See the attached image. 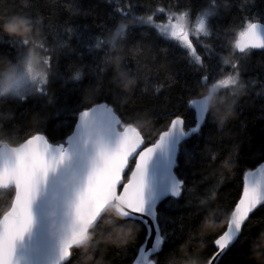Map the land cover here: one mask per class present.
Masks as SVG:
<instances>
[{
  "label": "snow or ice",
  "instance_id": "6c2138e0",
  "mask_svg": "<svg viewBox=\"0 0 264 264\" xmlns=\"http://www.w3.org/2000/svg\"><path fill=\"white\" fill-rule=\"evenodd\" d=\"M107 2L112 4L113 0ZM115 3L114 11L119 18L112 28L116 29L117 35H127V39L120 43L129 42L133 27L141 29V39L154 32L165 43L179 48L180 58L187 61L192 72L199 77L198 82L203 85L212 82L214 90L227 89L235 84L246 71L245 62L253 50L264 51V10L253 11L256 0H245L243 5L232 2L227 11L235 7L238 16H233V24L227 28H213L208 18L212 16L210 12L199 10L193 17L190 0H185L183 8L181 0L171 6H145L139 0H126L124 4L115 0ZM69 11L76 13L80 9L73 4ZM129 17L134 21L132 25L126 22ZM193 19L194 28L190 26ZM237 19L238 24L235 23ZM66 31L74 33L75 29L69 27ZM229 32L235 38L231 41L230 54L225 56L224 51L228 45L223 43V37ZM201 33L205 37L215 36L220 43L215 46L203 43ZM5 37L6 42H16L6 35H0V41H4ZM94 40L95 45L89 46L90 50H102L101 39L94 37ZM109 43L113 48L116 47L114 40ZM132 47L137 49L139 45L132 42ZM94 59L95 63L89 65H69V71L74 75L64 78L65 84L69 81L79 84L86 75L85 69L90 70L96 80H100L109 71L114 77L116 73L128 68L124 58L120 60L119 66L113 65L110 52L104 53L103 60ZM47 60L50 64L56 60L57 67L58 57L50 56ZM127 75L133 77L135 73L129 70ZM113 82L112 79L108 81L109 84ZM134 86L125 93H131ZM87 87L92 91L93 98L89 100L88 96H83L80 111L76 114L78 121L75 133L67 138L66 143L54 145L49 140L43 132L47 117L37 113L34 131L24 138L22 146L15 150L13 159L3 165L2 171L6 175L11 173L16 177V195L11 208L0 217V264H18L17 242L33 226L32 203L40 181L46 186L49 177L71 159L69 149L78 141H83L85 147L93 145L96 159L88 161L83 181L68 192L69 232L59 237L56 264H72L73 258L81 254L75 245L86 238L89 225H99L106 201L118 204L122 215L118 223H132L139 227L131 242L121 248L125 252L132 250V264H163L164 260L175 253L176 248L165 251L167 245L177 239L174 227L176 218L171 214L173 205L187 194L185 206L193 207V193L196 191L195 185L188 186L181 158L185 164H190L197 156H203L209 151L208 142L212 137L206 136L204 130L215 122L209 107L211 95L202 97L200 92L194 93L193 89H189L193 93L191 98H182L181 103L159 114L160 118L165 119L161 130L155 134H145L136 127V121L146 119L154 109H145L143 115L124 113L118 106V93H112L111 89L97 93L92 84ZM160 90L158 86L156 92ZM108 93H111V101L107 99ZM38 95H48L47 85L43 81ZM102 96L105 98L101 99ZM96 129L103 131L106 152L101 150L99 144H93L95 137L91 133ZM202 139L205 141L203 148L200 144ZM219 158L213 156L212 161ZM238 161V153L230 154L224 161L229 175L233 174V164L236 165ZM213 193L218 198V188L215 186L202 196L195 197L198 203L192 215L204 214V199H211ZM93 199L98 202L97 207L86 215L85 206ZM261 204H264V166L259 170V176L253 171L242 172L239 190L227 208L229 222L219 231L205 237L206 247L201 255L206 264H220L224 253L245 235L252 214ZM180 219L183 221V217ZM180 231H184L183 224ZM209 246L213 251L208 250Z\"/></svg>",
  "mask_w": 264,
  "mask_h": 264
},
{
  "label": "trees",
  "instance_id": "16d2710c",
  "mask_svg": "<svg viewBox=\"0 0 264 264\" xmlns=\"http://www.w3.org/2000/svg\"><path fill=\"white\" fill-rule=\"evenodd\" d=\"M119 2L124 4L126 0ZM190 2L193 17L199 10L210 12L212 16L208 18L213 28L217 26L227 28L232 26L233 16H238L236 8L227 11L228 6L232 2L243 5L245 0H190ZM139 3L145 6H171L175 5L177 0H139ZM184 3L185 0H181L182 8ZM73 4L79 7V12L69 11ZM115 6V0L112 4L107 0H0V35L16 40L15 43L6 42L5 37L4 41H0V78L22 63L25 56L38 51L41 54V62H34L40 69L43 64L41 69L44 73L43 82L47 85L48 92L47 96L38 95L42 85L36 86L32 83L28 86L29 92L24 95L12 92L0 96V132L8 137L5 143L19 144L33 132L37 126L34 123L37 113L47 117L43 132L49 140L54 143L62 142L73 129L83 96H88L89 100L93 98L92 91L87 87L89 84L93 85L97 93L105 89L118 93V106L124 113L143 115L145 109H154L146 119L136 121V127L145 134L150 132L155 134L161 130L165 119L160 118L159 114L181 103L182 98H191L193 93H190L189 89H193L194 93L200 92L202 97L209 96L204 94L203 89L212 85V82L207 85L199 83V77L192 72L187 61L180 58L181 50L165 43L156 37L154 32L150 33L149 37L141 39V29L133 27L129 42L120 43L127 39V35L126 33L117 35L116 29L112 28L119 18L114 11ZM257 9L264 10V0H256L253 11ZM126 22L129 25L134 23L132 17ZM235 23L238 24L239 19ZM6 24L10 26L12 32L5 31ZM25 25H28L24 28L30 37L28 43H25L21 36L14 34L17 27ZM69 27L74 28L75 32H67L66 29ZM110 28L112 30L108 31ZM200 35L203 43L213 46L220 43L215 36ZM94 37L101 39L102 50L94 48L90 50L89 46L95 45ZM234 38L231 32L223 37V43L228 45L224 51L225 56L230 54L231 41ZM113 40L116 44L114 48L109 43ZM132 42L139 47L133 49ZM105 52L112 54L113 65L119 66L120 60L124 58L128 68L116 73L114 77L109 71L104 79L100 80H96L91 71L85 69L86 75L79 84L72 81L65 84L64 78L74 75L70 73L69 65L93 64L94 58L103 60ZM50 56L58 57L57 67L56 60L48 63L47 58ZM245 63L246 71L242 73L238 82L227 89H217V92L210 96L209 107L215 122L204 130L206 136L212 137L208 142L209 151L203 156H197L190 164H185L181 158V167L189 181L188 186L195 185L196 191L193 193V207L185 206L187 194L184 199L174 203L171 214L176 218L174 227L177 239L169 243L165 251L176 248L175 253L168 258L177 256L184 264L206 262L201 255L206 247L205 237L227 224L230 215L227 208L239 190L242 172L249 171L264 161V51L253 50ZM129 70L135 75L134 80H129L128 84L131 88L135 86L131 93L126 94L128 90H125L126 85L122 76H128ZM110 79L114 81L112 84L108 83ZM158 86L161 90L157 93ZM103 98L105 97L102 96L101 99ZM107 99L111 101V93H108ZM200 144L202 148L205 147L203 139ZM237 153L239 161L236 165L233 164V174L229 175V169L224 167V161L230 154ZM213 156L220 158L213 162ZM214 186L218 188V198L213 193L211 199H204V214L192 215L198 203L195 197L202 196ZM13 191V187L0 188V216L8 209ZM205 217L211 222L202 229L201 222ZM121 219L122 217L113 209L108 208L103 213L99 225L95 224L88 230L87 241L75 246L81 254L73 258L72 264H96L95 259H86L93 252L97 258L103 256L104 264H132L134 253L131 249L125 252L121 249L124 246L108 247L102 251L96 248L97 241L116 225L131 226L135 236L139 227L132 223H118ZM182 224L183 233L180 231ZM262 231L264 204L252 214L245 235L224 253L220 264H262V261L253 258V245L259 243L257 238ZM254 239L256 240L252 244ZM181 245L184 246L183 252L179 251ZM103 248L104 245L100 244L99 249ZM208 250L213 251L211 246ZM260 250L264 251V248ZM180 261L173 259L172 264H180Z\"/></svg>",
  "mask_w": 264,
  "mask_h": 264
},
{
  "label": "water",
  "instance_id": "95a60500",
  "mask_svg": "<svg viewBox=\"0 0 264 264\" xmlns=\"http://www.w3.org/2000/svg\"><path fill=\"white\" fill-rule=\"evenodd\" d=\"M77 121L78 117L76 116L73 129L64 138V143L67 142L68 137L74 135ZM91 135L95 137L93 144H99L101 150L106 152L107 148L103 143V131L96 129ZM23 141L16 145L8 143L0 144V188L13 187L14 189L10 206L3 214L11 208L16 195V177L11 173L6 175L2 171V168L5 162L13 159L15 150L22 146ZM53 144L55 145L56 143ZM69 150L71 152V159L66 161L56 173H53L49 177L46 186L42 180L40 181L38 192L32 203L33 226L30 232L26 233L24 238L17 242L16 259L18 264H56L59 255V237L67 235L69 232L68 220L70 219V213L68 212L67 203L70 202V197L68 192L76 184L83 181L88 161L96 159L93 145L88 144L85 147L83 141L76 142ZM262 166H264V161L249 171L256 172L257 176H259V170ZM71 202L74 203V201ZM97 203L95 199L90 200L85 206V214L87 215L92 212L97 207ZM108 208L113 209L116 214L122 217L120 208L116 202L106 201L103 213ZM94 225H89V230ZM87 237L86 235V238L82 239L75 246L84 244L87 241Z\"/></svg>",
  "mask_w": 264,
  "mask_h": 264
},
{
  "label": "clouds",
  "instance_id": "9594fccd",
  "mask_svg": "<svg viewBox=\"0 0 264 264\" xmlns=\"http://www.w3.org/2000/svg\"><path fill=\"white\" fill-rule=\"evenodd\" d=\"M28 27V25H25L24 27H17L14 31V34L19 35L24 39L25 43H28L30 41V37L27 32H25L24 28ZM5 31L12 32V29L8 24L4 26ZM11 62H9L10 64ZM14 79V76L12 74H8L4 76L3 78H0V96L5 95L6 93L11 91L12 88V80ZM122 79H124L126 88L125 90H129L131 88V85L128 84L129 80H134L131 76H122ZM238 82V79H237ZM205 95H214L217 90L213 89L212 85L205 86L204 89ZM224 119H227V116L224 117ZM8 137L5 136L3 132H0V143L7 142ZM210 219L208 217H205V219L201 222V228L207 227V225L210 223ZM134 236V229L131 226H125V225H116L114 228H112L108 233H105L102 238H100L97 241L96 248L98 250H106L108 247H123L126 246L129 242H131L132 238ZM259 240L258 244L253 245V258L262 261V264H264V251H261L260 249L264 248V231H262L259 234V237L257 238ZM103 244L104 248L99 249V245ZM179 251H184V246L181 245L179 247ZM87 260L95 259L96 264H104L103 256H100L99 258L95 257V253H91L87 258ZM175 259L177 261H180V258L177 256H171L170 258L166 259L165 264H172V260ZM180 264H184V262L180 261ZM206 264V262H204Z\"/></svg>",
  "mask_w": 264,
  "mask_h": 264
},
{
  "label": "rangeland",
  "instance_id": "374dc122",
  "mask_svg": "<svg viewBox=\"0 0 264 264\" xmlns=\"http://www.w3.org/2000/svg\"><path fill=\"white\" fill-rule=\"evenodd\" d=\"M190 26L192 28L195 27V20L190 21ZM202 34V33H201ZM22 63L18 64L10 71H8L6 75L12 74L14 79L12 80V88L8 93H18V94H26L29 92L30 86L34 83L36 86L42 85V81L44 80V73L41 69H43V64L41 69L36 65V62H41V54L38 51L31 53L28 56H25Z\"/></svg>",
  "mask_w": 264,
  "mask_h": 264
}]
</instances>
